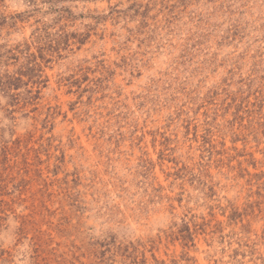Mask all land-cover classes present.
<instances>
[{"label":"rangeland","instance_id":"rangeland-1","mask_svg":"<svg viewBox=\"0 0 264 264\" xmlns=\"http://www.w3.org/2000/svg\"><path fill=\"white\" fill-rule=\"evenodd\" d=\"M0 14V264H264V0Z\"/></svg>","mask_w":264,"mask_h":264},{"label":"trees","instance_id":"trees-1","mask_svg":"<svg viewBox=\"0 0 264 264\" xmlns=\"http://www.w3.org/2000/svg\"><path fill=\"white\" fill-rule=\"evenodd\" d=\"M6 17L2 16L0 14V25L3 24V22H5ZM11 50L6 51L4 54L1 55L2 58H15L16 61L19 64V68L17 70H15L13 73H1L0 74V86L3 87L4 89H12L13 87H17L18 83L23 81V76L27 71L28 68V64L31 63V57L33 55H24V56H20L19 54H10ZM7 56V57H6ZM27 62V63H26ZM1 63V62H0ZM3 63H4V59H3Z\"/></svg>","mask_w":264,"mask_h":264}]
</instances>
